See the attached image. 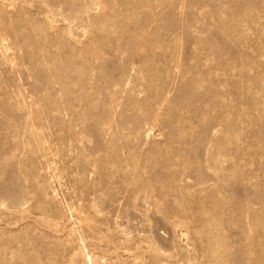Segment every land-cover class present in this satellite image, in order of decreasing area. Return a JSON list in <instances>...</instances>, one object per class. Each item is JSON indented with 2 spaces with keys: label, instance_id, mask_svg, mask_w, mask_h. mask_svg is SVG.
<instances>
[{
  "label": "rangeland",
  "instance_id": "rangeland-1",
  "mask_svg": "<svg viewBox=\"0 0 264 264\" xmlns=\"http://www.w3.org/2000/svg\"><path fill=\"white\" fill-rule=\"evenodd\" d=\"M0 264H264V0H0Z\"/></svg>",
  "mask_w": 264,
  "mask_h": 264
}]
</instances>
